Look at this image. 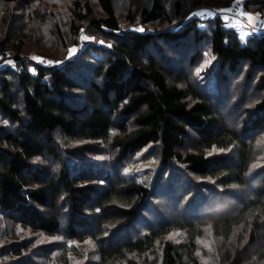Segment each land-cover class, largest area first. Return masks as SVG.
Wrapping results in <instances>:
<instances>
[{
    "label": "trees",
    "instance_id": "16d2710c",
    "mask_svg": "<svg viewBox=\"0 0 264 264\" xmlns=\"http://www.w3.org/2000/svg\"><path fill=\"white\" fill-rule=\"evenodd\" d=\"M1 1L10 6L21 2L29 5L31 0ZM97 1L99 16L94 14L91 0L74 1L69 30L79 32L83 21L90 19V26L108 38L104 42L107 45L86 46L74 58L59 64L35 63L33 70L29 60L21 56L24 35L17 38L12 31V35L0 36V56L14 53L16 62L10 64L0 59V110L13 124L0 125V214L14 225L56 234L63 224L58 208L67 205V232L97 241L100 261L95 264H106L114 258H127L128 264H139L129 259L128 253L152 252L172 229L185 231L186 242L164 241L158 264H206L196 254L197 238L205 224L211 226L215 236L226 241L238 229L247 233L245 243L236 242L225 249L220 264H264V166L254 178L253 195L243 200L235 212L214 214L210 211L216 204L197 196L194 205L189 206L206 201L205 209L209 211L206 216L181 219L173 224L161 220L149 224L141 237L106 244L109 239L104 235L106 227L117 231L138 222L141 213L147 210L154 188L135 179L101 175V170L92 168L88 162L106 147L109 165L118 171L126 162L123 166L119 164L154 144L160 149L163 167L170 168L177 161L200 178H215L228 186L246 185L259 153L254 140L242 133L255 132L264 122V73L256 84V90L263 96L255 107L263 116L255 117L240 133L229 125L219 126L222 116L210 93L192 84L183 64L184 56L188 58V39L193 32L194 43L208 36L221 68L226 64L235 72L246 61L251 67H264V33L244 40L222 17L204 22L193 19L183 31L168 37L183 55L172 59L170 53L156 49L161 34L157 29L147 30L139 24L124 30L114 0ZM157 1L154 0L152 10L138 8L143 22L159 17ZM253 1L264 9V0H251L248 4ZM135 14L136 6L129 9L126 18L133 23ZM153 49L167 63L156 57ZM93 50L102 57L94 61L90 55ZM198 54L197 47L190 58L194 60ZM172 62L177 63V69L169 66ZM219 75L214 74L216 78L222 77ZM34 103L44 112L43 124L35 120ZM193 135L196 139L191 148H185L186 140ZM231 147L235 148L233 163L227 161L229 157L210 155L212 149ZM71 161L76 165L72 166ZM81 226L88 227L78 231ZM7 247L0 251L6 249L20 256L30 250L25 243Z\"/></svg>",
    "mask_w": 264,
    "mask_h": 264
},
{
    "label": "rangeland",
    "instance_id": "374dc122",
    "mask_svg": "<svg viewBox=\"0 0 264 264\" xmlns=\"http://www.w3.org/2000/svg\"><path fill=\"white\" fill-rule=\"evenodd\" d=\"M74 1L31 0L29 5L21 2L7 6L0 0V36L12 35V31L16 32L17 38L21 37L22 34L24 35L25 47L21 56L29 60L33 70L36 66L35 63H39L41 60L57 63L64 59L74 58L86 46L99 45L105 47L107 44L104 42L106 43L108 38L104 37L101 31L90 26V19L84 20L83 23L79 22L82 23L79 32L69 30ZM238 1L158 0L157 3L160 8L156 9V13L160 15L156 20L149 22H143L142 14L137 10L143 7L152 10L154 0H114V3L124 30L134 29L139 24L146 26L147 30L150 28L157 29L161 34L156 49L161 53H170L172 59H176L183 55L175 43L171 44L172 40L168 37L173 32L183 31L193 19L204 22L212 21L211 18L222 17L228 26L239 31L244 40L248 39L250 35L257 34L258 29H264V9H260L261 5L254 1L248 4L251 0L245 1L247 10L245 21L241 26H235L236 21L228 13ZM91 2L94 14L99 16L101 11L98 1L91 0ZM134 6H136V14L132 19L133 23H131L126 15L129 9L134 8ZM248 15L254 17L251 24L258 26V28H251L247 19ZM57 30L63 35H60ZM192 33L188 39L189 45L186 52L188 58L184 56L183 69L195 87L210 93L215 108L222 116L219 126L229 125L242 133L241 129L250 126L251 120L263 116V113H259L255 107L263 96L262 92L256 90V84L264 73V67L258 65L251 67L250 63L246 61L237 67L235 72L227 68L226 64L221 68V61L212 53L208 36L201 38V40L198 39L194 43ZM202 33L206 35L205 31ZM83 37H88L85 39L87 42ZM76 39L77 41L82 39V41L77 43L74 41ZM197 47L199 54L192 60L190 55L194 53ZM70 49H75V52L70 53ZM157 50L153 49L154 55L164 64L167 63ZM86 51L88 52V50ZM13 54L2 55L0 59H4L3 62L5 63L16 64ZM90 55L94 61L98 57H102V54L94 50L92 53L90 51ZM176 62H172L169 66L177 69ZM216 72H219V76L222 77L216 78L214 76ZM33 114L37 123L43 124L45 122L44 112L37 103L33 105ZM2 124L13 126L8 118L1 114L0 110V125ZM253 131L242 133L246 138L254 140L256 150L259 153L257 162L251 166L246 185L232 183L231 186H228L222 185L215 178H200L188 171L183 163L177 161H174L170 168L163 167L160 149L154 144H150L131 155L126 159L127 161L119 164L123 166L126 162L125 166L123 168L121 166L122 169L118 171L110 167V156L106 147L102 153L91 156L88 161L90 166L96 170H101V175H110L111 178L118 176L135 179L154 188V195L148 201L147 210L141 213L139 223L136 222L132 226L117 231L113 230V227H106L104 235L109 236L106 244L114 241L119 242L125 238L141 237L148 231L149 224H156L161 220H164V223L173 224L181 219H196L206 216L209 214V211L205 209L206 201L199 206L190 207L194 205V198L197 196L206 197L207 200L216 204V207L210 211L214 214L235 212L243 200L253 195L254 178L264 166V122L260 129ZM194 138L196 139V136L193 135L186 140L185 148H191ZM210 155H220L221 158L229 157L227 161L233 163L235 148L212 149ZM71 162L72 166L76 165L75 162ZM58 212L62 214L63 224L56 234L43 233L21 225H14L7 220L6 216L0 214V250L6 246L20 245V243H25L30 248L27 250V254L20 256H14L6 249L0 251V264H95L99 262L97 241L90 236L70 235L67 232L68 225L66 222L68 220H65L68 217L69 207L61 204ZM87 227H77V230L83 231ZM202 228V235L197 238L196 254L206 264L222 263L225 249L228 246H233L236 242L245 243L247 241V233H242V229H238L230 237V240L226 241L215 236L209 224L203 225ZM186 237L185 231L172 229L164 235L162 243L170 240L176 244H181L186 242ZM162 243L158 242L156 248L145 255H139L136 252L128 253V258L137 261L139 264H158ZM106 264H128V261L127 258H114L108 260Z\"/></svg>",
    "mask_w": 264,
    "mask_h": 264
},
{
    "label": "built area",
    "instance_id": "2783aa9c",
    "mask_svg": "<svg viewBox=\"0 0 264 264\" xmlns=\"http://www.w3.org/2000/svg\"><path fill=\"white\" fill-rule=\"evenodd\" d=\"M245 1L246 0H239L231 9V11H229L228 14H230L232 16V18L236 21L235 22V26L237 25H242V23L245 21L246 19V7H245ZM252 29H256L258 28V26L254 25V24H250ZM236 28V27H235ZM258 33H262L264 32V29H258L257 30ZM61 61L57 62V63H51V62H46L41 60L39 63H41L44 66H53L56 64H59Z\"/></svg>",
    "mask_w": 264,
    "mask_h": 264
},
{
    "label": "snow or ice",
    "instance_id": "6c2138e0",
    "mask_svg": "<svg viewBox=\"0 0 264 264\" xmlns=\"http://www.w3.org/2000/svg\"><path fill=\"white\" fill-rule=\"evenodd\" d=\"M247 19H248L249 23L251 24L254 20V17L251 15H248ZM139 30L142 31V29H139ZM83 39H88V37H83ZM69 51H70V53H73V52H75V49H70ZM88 243H90V242H88Z\"/></svg>",
    "mask_w": 264,
    "mask_h": 264
}]
</instances>
